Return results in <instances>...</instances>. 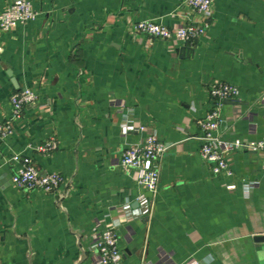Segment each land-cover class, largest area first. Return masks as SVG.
Instances as JSON below:
<instances>
[{
  "label": "crops",
  "instance_id": "1",
  "mask_svg": "<svg viewBox=\"0 0 264 264\" xmlns=\"http://www.w3.org/2000/svg\"><path fill=\"white\" fill-rule=\"evenodd\" d=\"M32 2L36 20L0 30V123L15 92L38 95L0 142V264H98L93 236L118 222L121 264H264V153L229 152L231 177L199 153L217 81L240 91L220 107L221 138L264 137V0H213L193 44L134 30L202 23L180 0ZM149 133L168 146L155 201L120 164ZM23 157L62 176L55 192L13 184Z\"/></svg>",
  "mask_w": 264,
  "mask_h": 264
},
{
  "label": "built area",
  "instance_id": "2",
  "mask_svg": "<svg viewBox=\"0 0 264 264\" xmlns=\"http://www.w3.org/2000/svg\"><path fill=\"white\" fill-rule=\"evenodd\" d=\"M181 4L193 8L203 19L202 23H188L167 27L152 20L139 21L135 24V32L167 42L195 43L207 34L210 28V18L213 14V0H180ZM39 13L34 9L32 0H13L0 13V30L10 33L18 26H24L37 19ZM210 94L216 108L210 111L200 121L202 130L200 137L203 145L199 153L202 160L211 165L215 175L231 177L228 154L232 150H249L264 153V137L260 140L243 143L239 139L226 141L219 135L221 125L220 107L225 100H236L240 91L236 86L225 82H214ZM38 100L37 93L29 88L15 92L10 99L11 115L0 123V142L8 141L14 134L15 123L23 117L26 106ZM140 130L145 131L144 127ZM58 148V144L51 140L37 147L38 152L51 153ZM168 146L159 141L158 137L149 133L146 139L135 146L126 149L121 156L120 164L127 171H134V179L144 187L155 201L160 189V163ZM21 165L13 176V184L21 190L52 193L61 185L63 179L57 172L41 174L35 164L28 157L20 160ZM227 186V189L234 188ZM119 223V222H118ZM118 223L106 224L98 229L93 236L92 246L98 251V264H121L122 253L119 248ZM100 227V225L98 226Z\"/></svg>",
  "mask_w": 264,
  "mask_h": 264
},
{
  "label": "water",
  "instance_id": "3",
  "mask_svg": "<svg viewBox=\"0 0 264 264\" xmlns=\"http://www.w3.org/2000/svg\"><path fill=\"white\" fill-rule=\"evenodd\" d=\"M186 49L185 48H182V51L184 52ZM15 83V82H14Z\"/></svg>",
  "mask_w": 264,
  "mask_h": 264
}]
</instances>
